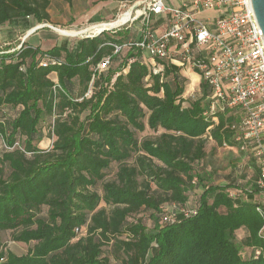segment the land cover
<instances>
[{
  "label": "trees",
  "instance_id": "trees-1",
  "mask_svg": "<svg viewBox=\"0 0 264 264\" xmlns=\"http://www.w3.org/2000/svg\"><path fill=\"white\" fill-rule=\"evenodd\" d=\"M50 3L0 0V26L49 23ZM126 39L103 32L73 46L42 51L23 43L0 54V237L8 231L12 242L28 246L22 255L0 246L1 264H109L104 248L122 253L119 264H264L256 255L264 247L261 219L248 193L256 165L232 200L236 177L217 184L206 161L208 146L235 149L239 112L211 113L203 80L200 98L184 106L182 67L135 49L112 55L110 44ZM45 56L61 64L40 67ZM110 56L84 97L93 68ZM45 119L52 120L46 133ZM146 128L160 133L139 141L136 133ZM46 137L49 149L39 147ZM112 163L114 180L105 181ZM169 210L190 215L162 224Z\"/></svg>",
  "mask_w": 264,
  "mask_h": 264
},
{
  "label": "built area",
  "instance_id": "built-area-1",
  "mask_svg": "<svg viewBox=\"0 0 264 264\" xmlns=\"http://www.w3.org/2000/svg\"><path fill=\"white\" fill-rule=\"evenodd\" d=\"M165 1H121L120 7L125 11L120 10L114 21L122 19L128 12L129 19L113 28L139 22L140 33L135 40L126 39L119 44H110L113 47L112 55L135 49L145 57L163 59L180 66L188 65L199 72L200 80L211 90V113L224 109L239 112V120L232 126L233 141L235 149L250 157L258 169L254 190H248V193L253 195L254 209L261 219L258 237L264 242V38L252 2L181 0L178 7L166 8ZM206 11H214L216 16L201 19L198 15ZM164 14L168 18L161 24L160 32L156 18ZM103 32L89 35L88 38ZM110 59L111 56L104 58L93 68L89 89L84 97L91 96L92 83L107 71ZM60 64L58 60L45 56L39 66L46 68ZM152 69L154 73L159 71L156 66ZM2 144L7 150L17 146L15 144L10 148ZM223 147L227 145L223 144ZM241 192L230 190L228 194L232 200H236ZM168 215L162 217V224L175 222L174 217ZM182 215L188 217L190 214L183 212ZM75 232L79 233L78 229ZM259 254L264 257V247L256 253Z\"/></svg>",
  "mask_w": 264,
  "mask_h": 264
},
{
  "label": "rangeland",
  "instance_id": "rangeland-1",
  "mask_svg": "<svg viewBox=\"0 0 264 264\" xmlns=\"http://www.w3.org/2000/svg\"><path fill=\"white\" fill-rule=\"evenodd\" d=\"M101 1H107V0H51L50 6L48 8L49 23L36 24L35 21H30V25L33 26L32 28H35L39 25L46 24V25L52 26L54 29L55 28L59 29L62 33H67L70 31L78 32V31L84 30L85 28L95 25V24L110 23L116 20V19H111L113 17L112 15L105 17L106 16L105 13H102V14L100 13L98 15V20H104V22H93L92 23V21L87 20V17L93 11H95V9H97L98 4ZM180 2L181 0H166L164 2V5L166 6V8H174V7H178L180 5ZM130 6L131 4L128 7ZM120 10H122L121 7L119 8V12ZM123 11H125V9L122 10L121 12ZM208 16H209V13L204 14V17H208ZM167 18L168 16L164 14L161 17H157L156 20L157 22H161V21H166ZM24 24L25 23H23V25ZM19 26L20 25H17V24H10L8 25L7 28L0 30V45L4 41L6 42V39H8V36L13 37L14 35L20 34L21 33L20 31L22 30V28H20ZM125 27L126 26H121L116 29L112 28L111 30L104 31V33L109 36L125 37L127 39H129L130 37H133V34H132L133 32L131 30L130 31L127 30ZM11 31L13 32L9 33ZM37 31L38 33L36 35H33L30 38V41L31 42L36 41L37 43L40 42L41 46H43L42 51H46L50 49L53 43L59 42V41H60L59 43L67 42L70 44V46H73L76 44L77 41H80L81 39H84L89 36V35H85L86 33L82 36H76V35L65 36V35H60L56 33L52 29H43L41 31L40 30H37ZM16 43L18 45L19 42H16ZM5 48L6 47H3V49ZM0 51L2 50L0 49ZM170 59L176 60L175 57H171ZM116 67H117V64H114L112 69L113 68L115 69ZM183 70H181V75L187 79V83H186V87H185V91L183 95L184 100H185L183 105L188 106L189 103L200 98L201 96L200 87H199L200 82L198 83L193 78H191V74H193L194 72L192 73L191 70L186 69L185 71L187 70L188 71L184 73ZM195 72L200 77L199 72L197 71ZM51 123H52V120L51 121L49 119L44 120V122L42 123V126H43L42 128H43L44 133H46V130L49 127V124ZM159 133L160 131L152 132L146 128L144 132L136 133V138L139 141H141L146 138H153L157 136ZM51 142H52V139H50V141H47V137H46L44 143L39 144V147L49 149L51 146L50 144ZM206 149L208 152V158L206 160L207 165L213 166L217 171V174L215 176V181L217 184H226L225 177L229 175V173H231L233 177H236L237 180L235 183L239 185L240 190H244V188H246V183L248 179H251L255 176V172L253 168V161H251V159L246 154L241 153L237 151L236 149H232L228 147H218L215 150H211L212 148L208 146L206 147ZM131 162L132 161H129V163ZM203 166L206 167L205 165ZM116 170H117V165L112 163L109 169L106 171V176L104 180L105 181L114 180ZM97 191L98 192L101 191L100 185L97 187ZM200 193H201L200 191H196L195 196H197ZM99 207H105V205L101 204ZM171 210H169L170 212L167 214H169L168 216L170 217H174L175 222L183 216L182 213H180V211H177L176 213H174V212H171ZM45 212H46V208H43L41 215L44 216ZM171 213H174L175 215H172ZM140 215L145 221L144 223L149 228H152L153 223L150 220V216H149L150 212H147L144 210L141 212ZM0 246L14 252L17 255L25 254L28 248V246L24 244L12 242L10 239V232L8 231L1 233ZM104 251H105V254L109 258V264H119L120 263V260L123 257L121 252L110 253L108 248H104Z\"/></svg>",
  "mask_w": 264,
  "mask_h": 264
},
{
  "label": "crops",
  "instance_id": "crops-1",
  "mask_svg": "<svg viewBox=\"0 0 264 264\" xmlns=\"http://www.w3.org/2000/svg\"><path fill=\"white\" fill-rule=\"evenodd\" d=\"M122 0H107V1H101L99 4H98V7L97 9H95V11H93L88 17H87V20L89 21H92L93 22H104V20H98V15L101 13H105L106 16L105 17H108V16H113L111 19H114L117 14L119 13V8H120V3H121ZM110 13V14H109ZM208 14L209 13V16L208 17H204V14ZM49 14V13H48ZM201 19H212L216 16L215 12L214 11H206V12H202L198 15ZM110 19V20H111ZM30 21H35L33 18H28L27 20H14V21H10V22H7L3 25L0 26V30L1 29H4V28H7L8 25L10 24H17V25H20L19 27L22 28V30L20 31L21 33L18 34V35H14L13 37L12 36H8V39H6V42L4 41L1 45H0V49L2 51H0V54H3V53H10V52H13V50L15 51V49H17L19 46H21L23 43H26L28 46H32V47H39L41 50H43V46H41L40 42H31L30 41V38L33 36V35H36L38 33L37 30H43V29H50L48 27H42V28H39L40 26L42 25H39L35 28H32L33 26L30 25ZM21 22V23H20ZM23 23H25L23 25ZM35 23L37 24V22L35 21ZM22 24V25H21ZM158 24H160V27H159V31L161 32L162 31V26L161 24H164V21H161V22H158ZM45 26H47L46 24H43ZM49 26V25H48ZM133 26V28H132ZM52 27V26H51ZM32 28V29H31ZM53 28V27H52ZM127 30H131L133 33V37H130L129 39L131 40H135L138 38L139 36V33H140V23L139 22H135L134 24L132 25H128L127 27H125ZM53 30V29H52ZM55 31V30H54ZM13 31L9 32V33H12ZM2 35V34H1ZM12 35V34H10ZM54 36V35H53ZM65 36H68V35H65ZM57 41V40H56ZM16 42H19L18 45ZM60 42V41H59ZM59 42H55L52 44V47L56 44V43H59ZM16 43V44H15ZM17 45V46H16ZM8 46V47H7ZM3 47H6L5 49H3ZM8 49V50H6ZM171 64V63H170ZM174 66H177V67H182L181 70H183L184 73H186L187 71H185L186 69H189L192 71L193 74H191V78H193L195 81H197L198 83L200 82V77L199 75L195 72V70H193L192 68H190L188 65H184V66H180V65H177V64H174L172 63ZM50 79L54 82V83H57V77H56V74L55 73H52L50 75Z\"/></svg>",
  "mask_w": 264,
  "mask_h": 264
},
{
  "label": "bare ground",
  "instance_id": "bare-ground-1",
  "mask_svg": "<svg viewBox=\"0 0 264 264\" xmlns=\"http://www.w3.org/2000/svg\"><path fill=\"white\" fill-rule=\"evenodd\" d=\"M129 12L120 20L118 21H113V22H110V23H99V24H95V25H92V26H89L87 28H85L84 30H81V31H78V32H67V33H62L59 29H53L55 30L56 33L60 34V35H68V36H71V35H76V36H82L84 35H96L104 30H107V29H110V28H113V27H116L118 25H120L121 23H123L124 21H126L127 19H129Z\"/></svg>",
  "mask_w": 264,
  "mask_h": 264
},
{
  "label": "water",
  "instance_id": "water-1",
  "mask_svg": "<svg viewBox=\"0 0 264 264\" xmlns=\"http://www.w3.org/2000/svg\"><path fill=\"white\" fill-rule=\"evenodd\" d=\"M251 2H252V7L254 10L256 20L258 22V25L260 27V30H261L263 38H264V0H251ZM42 27H48L50 29H54L48 25L47 26L42 25L39 28H42ZM86 38H88V37H86Z\"/></svg>",
  "mask_w": 264,
  "mask_h": 264
}]
</instances>
